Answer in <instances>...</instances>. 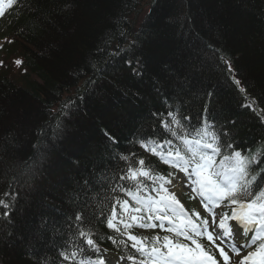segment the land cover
<instances>
[{
  "label": "trees",
  "instance_id": "1",
  "mask_svg": "<svg viewBox=\"0 0 264 264\" xmlns=\"http://www.w3.org/2000/svg\"><path fill=\"white\" fill-rule=\"evenodd\" d=\"M145 1L150 7L137 26L144 0H20L6 10L0 144L8 149L11 139L14 147L0 151V199H11L13 209L10 225L0 224V264H61L59 251L85 201L101 249L135 254L131 241L125 248L106 239L117 234L99 214L109 216L117 199L134 204L105 187L132 186L116 179L126 168L121 156L151 160L164 173L140 143L166 138L159 114L191 116L193 126L208 118L242 149L264 142V0ZM33 145L45 158L25 184L23 161L40 154ZM11 192L18 195L5 196ZM115 210L119 217L118 204ZM139 230L130 231L151 237Z\"/></svg>",
  "mask_w": 264,
  "mask_h": 264
},
{
  "label": "snow or ice",
  "instance_id": "2",
  "mask_svg": "<svg viewBox=\"0 0 264 264\" xmlns=\"http://www.w3.org/2000/svg\"><path fill=\"white\" fill-rule=\"evenodd\" d=\"M19 4L20 0H0V18L5 16L6 10H13ZM220 59L234 83L240 86L231 61L223 55ZM15 63L22 62L17 60ZM131 63L129 61V66ZM240 91L245 92V89L240 86ZM253 105L255 100L245 107L252 108ZM207 110L205 107L204 111ZM260 114L264 121V110H260ZM159 115L167 137L151 141V146L145 140L140 143L161 163L177 171L162 173L151 160L139 158L133 162L129 157L121 156L126 168L120 170L123 174L116 179L132 181V186L105 185L111 193L119 189L134 201L130 205L128 199L116 200L122 210L119 217L116 204L109 216L102 211L99 214L100 222L106 223V227L117 234L108 235L106 239L125 248L129 247L127 241L132 242L130 247L135 254L121 256L120 260L133 264H264V142L254 151L242 149L231 137L230 130L217 128L208 118L193 126L192 117L179 112L169 110L166 113L168 119L163 118L164 114ZM59 128L57 124L53 131ZM7 143L9 148L0 144V151L12 150L13 140ZM33 148L40 154L23 161L25 167L21 175L25 184L39 172V165L45 158V153L36 145ZM177 172L183 173V177ZM174 179L176 184H173ZM166 185L190 187L194 195L189 199L199 196L204 214L186 208L177 193ZM144 188L155 195H145ZM15 195L18 193H5L7 197ZM12 209L11 199H0V224L10 225ZM89 210L85 201V206L75 214L74 223L69 226L72 234L59 251L61 264H106L98 243L102 237L94 231L86 215ZM134 227L159 228L171 235L138 236L130 231Z\"/></svg>",
  "mask_w": 264,
  "mask_h": 264
},
{
  "label": "rangeland",
  "instance_id": "3",
  "mask_svg": "<svg viewBox=\"0 0 264 264\" xmlns=\"http://www.w3.org/2000/svg\"><path fill=\"white\" fill-rule=\"evenodd\" d=\"M146 3L147 2L144 0V3L142 2V4L139 6V8H141V11L136 16L135 26H137V25H139L141 23L142 17H144V15L149 10L150 6L147 5ZM80 114H81V112H80ZM83 120L80 121L81 122L80 126L85 122V121L83 122ZM69 138L77 140V136H75V134L70 135ZM177 175L179 177H183V173L177 172ZM40 179H42V177ZM38 181H39V179H38ZM173 182H175V184H176V180H173ZM168 187H169V189H171L170 186H168ZM171 191H175L177 193V197L181 200L182 203L185 204L186 208L195 209L197 211H201L202 215L204 214L203 213V209H202V205L199 202L200 201V197L197 196L196 199H189L190 196L194 195L193 193H191L190 187L181 188V187L177 186L175 188H172ZM104 258H105L106 264H133V262L129 263V261H126V260L125 261H121L120 257L117 256V254H115V253H106V255H104Z\"/></svg>",
  "mask_w": 264,
  "mask_h": 264
},
{
  "label": "bare ground",
  "instance_id": "4",
  "mask_svg": "<svg viewBox=\"0 0 264 264\" xmlns=\"http://www.w3.org/2000/svg\"><path fill=\"white\" fill-rule=\"evenodd\" d=\"M173 184H175V182H173ZM170 186L172 188V185H166V187Z\"/></svg>",
  "mask_w": 264,
  "mask_h": 264
}]
</instances>
